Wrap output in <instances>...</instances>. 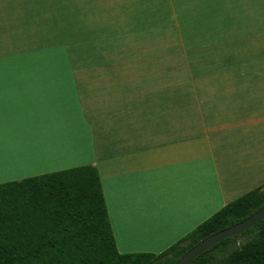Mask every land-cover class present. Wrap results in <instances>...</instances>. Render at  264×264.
Returning a JSON list of instances; mask_svg holds the SVG:
<instances>
[{"label": "crops", "instance_id": "1", "mask_svg": "<svg viewBox=\"0 0 264 264\" xmlns=\"http://www.w3.org/2000/svg\"><path fill=\"white\" fill-rule=\"evenodd\" d=\"M223 1L0 0V182L95 166L117 250L156 254L264 184V55L210 60L186 94L157 59L118 57L157 35V6Z\"/></svg>", "mask_w": 264, "mask_h": 264}, {"label": "trees", "instance_id": "2", "mask_svg": "<svg viewBox=\"0 0 264 264\" xmlns=\"http://www.w3.org/2000/svg\"><path fill=\"white\" fill-rule=\"evenodd\" d=\"M263 206L264 184L228 202L160 253H120L95 166L10 180L0 183V264H174L200 240ZM189 264H264V219Z\"/></svg>", "mask_w": 264, "mask_h": 264}, {"label": "rangeland", "instance_id": "3", "mask_svg": "<svg viewBox=\"0 0 264 264\" xmlns=\"http://www.w3.org/2000/svg\"><path fill=\"white\" fill-rule=\"evenodd\" d=\"M210 8V13H205L210 14L209 18L174 19L165 6H157V13L163 10L162 25L160 27L158 17L155 26L157 35L141 36L140 50L135 49L136 45L130 40L118 41L128 46L127 50L118 52V57L140 59L141 62L157 59V69L163 77L173 78L174 92L186 94L198 85L189 82V76H202L204 63L216 60L224 64L264 55V0H227L212 3ZM90 53L105 52L69 50L68 58L77 55L87 58ZM115 57L116 52H110L109 58Z\"/></svg>", "mask_w": 264, "mask_h": 264}, {"label": "water", "instance_id": "4", "mask_svg": "<svg viewBox=\"0 0 264 264\" xmlns=\"http://www.w3.org/2000/svg\"><path fill=\"white\" fill-rule=\"evenodd\" d=\"M264 219V206L259 210L248 216L247 218L237 222L225 229H222L210 236L200 240L190 249H188L174 264H189L194 258H196L203 251L213 246L214 244L222 241L227 237H232L234 235L240 234L243 231L251 228L255 224L259 223Z\"/></svg>", "mask_w": 264, "mask_h": 264}]
</instances>
